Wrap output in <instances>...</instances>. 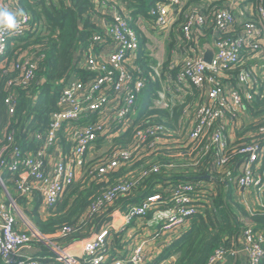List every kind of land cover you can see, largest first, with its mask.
<instances>
[{
  "label": "built area",
  "instance_id": "2783aa9c",
  "mask_svg": "<svg viewBox=\"0 0 264 264\" xmlns=\"http://www.w3.org/2000/svg\"><path fill=\"white\" fill-rule=\"evenodd\" d=\"M20 1L4 0L5 7L23 12L19 31H0L1 72L15 74L6 83L9 121L17 118L19 94L13 88L30 90L40 83L37 72L44 58V48L37 44L9 53L13 37L35 30ZM133 1L94 0L98 30L75 49L56 109L38 129L26 124L2 131L1 264H150L156 258L147 239L118 251L110 222L70 242L65 238L76 231L71 226L50 234L40 230L25 210L35 196L52 209L67 187L85 174L100 182L124 171L89 211L104 213L105 203L122 196L113 212L121 211L127 224L155 217L160 229L156 237L174 228L183 233L186 218L209 203L217 179L232 183L249 210L264 206V110L254 106L256 96L264 95V84L259 83L264 74L258 73L264 71V3L259 19L241 22L231 8L236 0L214 10L211 19L204 11L189 9L186 0H159L148 9L149 18L136 19V8L127 6ZM153 30L160 35L179 32L167 57L163 44V53L155 43L146 54L144 45ZM205 41L215 49L210 64L204 61ZM147 63L148 71L143 69ZM161 111H168L169 117ZM176 112L175 124H169ZM247 127L251 129L245 135L253 139L240 143L237 132ZM129 130L134 132L132 141L115 145L114 140ZM4 172L15 189L7 187ZM152 176L159 178L148 184ZM251 193L256 202L247 200ZM241 234L245 264H262L264 230L248 226ZM175 238L168 235L164 244ZM233 249L217 248L206 264H220Z\"/></svg>",
  "mask_w": 264,
  "mask_h": 264
},
{
  "label": "trees",
  "instance_id": "16d2710c",
  "mask_svg": "<svg viewBox=\"0 0 264 264\" xmlns=\"http://www.w3.org/2000/svg\"><path fill=\"white\" fill-rule=\"evenodd\" d=\"M147 0H134L127 6L130 9L136 8L134 18L143 16L149 18L148 9L152 7ZM94 0H61L57 3L46 0L26 1L25 9H28L35 23V30L23 37H13V48H10V55H13L15 48L27 49L32 45H39L44 48V58L37 74L40 83L33 84L30 90L19 87L13 89L19 94L16 108V120H8L5 98L7 81L14 76H5L0 70V138L2 131L9 127H24L38 129L49 114L56 109V102L66 77L70 74L74 61V51L80 41H85L93 31L98 30L95 24L96 10ZM82 27V29H81ZM148 71V63L143 65ZM264 90V85L263 88ZM35 95L37 96L35 99ZM254 106L264 110V95L256 96ZM181 107L175 110L179 111ZM162 116L169 117L165 111ZM260 112L255 111L254 114ZM175 116L169 120V124H175ZM252 127V126H251ZM250 127L239 129L237 135L240 143H250L253 137L246 136L245 132ZM251 129V128H250ZM133 131L114 140L115 145L124 146L132 141ZM161 157L153 158V163ZM94 162V160H92ZM143 164V163H142ZM238 164V163H237ZM235 164L233 167H236ZM141 164H138V167ZM149 167V165L147 166ZM232 167V168H233ZM238 167V166H237ZM184 174H194L190 169H181ZM124 174V171L111 173L106 181H90L89 177L83 175L78 181L67 187L63 197L57 202L54 208L48 210V217H41L36 210H28L27 213L35 221L36 225L44 233H55L65 226H71L74 231L65 238L66 241L84 239L100 229L112 218L113 204H118L123 197L110 204H104L105 212H90L89 208L97 196L105 193L109 186ZM6 185L9 189H15V182L10 174L3 173ZM148 178V184L156 181L159 177ZM155 178V179H153ZM208 181V180H207ZM216 187L211 199L204 203L199 213L186 218L188 224L186 230L167 245L160 255L150 264H206L210 255L219 247L231 249L243 230L248 226L255 229H264V206L255 210L249 208L239 197L235 199L236 191L232 183L226 185L223 180L213 181ZM264 197V193H263ZM17 198V197H16ZM19 200V198H17ZM264 205V199H263ZM250 221L251 223H247ZM114 245H117V241ZM1 264V262H0Z\"/></svg>",
  "mask_w": 264,
  "mask_h": 264
},
{
  "label": "crops",
  "instance_id": "0c3cea01",
  "mask_svg": "<svg viewBox=\"0 0 264 264\" xmlns=\"http://www.w3.org/2000/svg\"><path fill=\"white\" fill-rule=\"evenodd\" d=\"M26 1L29 0L20 1V3L22 4L21 8L24 9L25 12L29 13L30 11L28 9H25V5L27 4L25 3ZM153 1L154 0H147L148 4L150 5L153 3ZM186 2L189 9L197 8L199 12H205L207 17H210L211 13L214 10L223 9L229 6V0H186ZM262 3H264V0H236L231 8L233 9V12L235 13L237 19L243 22L260 18L259 6ZM0 7H5L4 0H0ZM202 33L206 34L207 31H204ZM178 36H180V34L177 30H174L166 35H162L163 48L166 51L169 50L173 44L174 39H177ZM169 41L170 43H168ZM166 47L168 49H166ZM0 70H2L1 67ZM252 194L254 193H251V195ZM262 198L264 199V197ZM254 199H256V197L253 198V201L256 202ZM28 207L29 210L36 209L40 213L41 217H48V209L47 207H45L39 197L35 196V199L31 202L30 205H28ZM107 222H110L109 225H111L112 228L114 227L112 230L111 239L113 242V247H115L118 251H123L124 248H130L134 243L143 239H147L149 243L148 249L150 254L157 256L160 255L163 251V246L165 245L164 239L168 235H170V237H176V235L181 233V230L179 231V229L174 228L170 231H165L156 237L154 236L156 231L153 230L155 227L150 226L152 224L154 225L155 217L135 219L130 224H127L126 219L121 211H114L111 220ZM247 223L250 224L251 222L247 221ZM116 241L117 245H114ZM232 248L234 249L226 253L224 260L220 264H245L246 255L244 252H242V234L238 236V239ZM29 250H31L32 252H37V249L35 248H31ZM262 264H264V262Z\"/></svg>",
  "mask_w": 264,
  "mask_h": 264
},
{
  "label": "rangeland",
  "instance_id": "374dc122",
  "mask_svg": "<svg viewBox=\"0 0 264 264\" xmlns=\"http://www.w3.org/2000/svg\"><path fill=\"white\" fill-rule=\"evenodd\" d=\"M210 23L208 22L207 23V25H209ZM152 34V38H150L149 39V41H148V43H147V45H144V49H146V54H150L151 53V50H152V46H153V44H157V46H159L160 47V50H159V52L158 53H160L161 51H162V47H161V44L163 43V37H162V35H160L159 34V30H153L152 32H151ZM11 42V41H10ZM11 44V47H13L14 46V43H10ZM166 49H168L167 47H166ZM156 50V48L153 50V51H155ZM168 51L169 50H164V53H163V51H162V53L164 54V56L165 57H167V55H168ZM151 61L152 62H156L157 61V59L156 58H154V57H152L151 58ZM255 63V62H254ZM260 66H262V67H264V62L262 63V64H260ZM259 74H264V71H261V69H259V72H258ZM259 83L260 84H264V78H262V79H259ZM258 120V119H257ZM253 198H255V194H252L251 195ZM234 197H235V199L236 200H238L237 198L239 197L237 194L235 195L234 194ZM240 198V197H239ZM253 198H251L250 196L248 197V199L247 200H250V201H252V203H253ZM255 200V199H254ZM239 201V200H238ZM242 202H244L243 200H242ZM262 202H263V198H262ZM155 228L153 229V230H155L156 231V233L158 234V233H160V229H158V227L157 226H155V225H153ZM152 226V227H153ZM182 234V233H181ZM181 234H178V235H176V238L175 239H177ZM167 245H169V244H165L163 247L165 248ZM163 249V248H162ZM161 264H166V262L165 263H161Z\"/></svg>",
  "mask_w": 264,
  "mask_h": 264
},
{
  "label": "clouds",
  "instance_id": "9594fccd",
  "mask_svg": "<svg viewBox=\"0 0 264 264\" xmlns=\"http://www.w3.org/2000/svg\"><path fill=\"white\" fill-rule=\"evenodd\" d=\"M22 10L17 12L7 7H0V31L15 33L19 31L20 21L18 17H22Z\"/></svg>",
  "mask_w": 264,
  "mask_h": 264
},
{
  "label": "water",
  "instance_id": "95a60500",
  "mask_svg": "<svg viewBox=\"0 0 264 264\" xmlns=\"http://www.w3.org/2000/svg\"><path fill=\"white\" fill-rule=\"evenodd\" d=\"M203 48L206 51L204 55V61L208 64H210L213 60L215 49L212 47L211 43L209 41H205L203 43ZM238 238V235H237Z\"/></svg>",
  "mask_w": 264,
  "mask_h": 264
}]
</instances>
